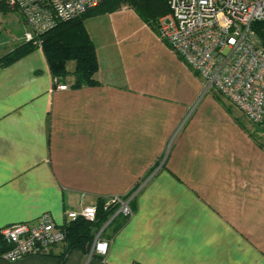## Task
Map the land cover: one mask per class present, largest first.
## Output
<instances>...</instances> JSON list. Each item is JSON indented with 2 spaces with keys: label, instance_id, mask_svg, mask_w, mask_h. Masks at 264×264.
I'll return each instance as SVG.
<instances>
[{
  "label": "crops",
  "instance_id": "0c3cea01",
  "mask_svg": "<svg viewBox=\"0 0 264 264\" xmlns=\"http://www.w3.org/2000/svg\"><path fill=\"white\" fill-rule=\"evenodd\" d=\"M83 26L96 83L56 88L41 47L0 68V229L43 214L60 225L66 209L137 186L132 214L86 250L58 242L0 264H264V129L133 8Z\"/></svg>",
  "mask_w": 264,
  "mask_h": 264
},
{
  "label": "built area",
  "instance_id": "2783aa9c",
  "mask_svg": "<svg viewBox=\"0 0 264 264\" xmlns=\"http://www.w3.org/2000/svg\"><path fill=\"white\" fill-rule=\"evenodd\" d=\"M1 1L23 20L21 38L39 44L34 39L38 34L59 21L82 15L102 0ZM166 4V13L157 19L159 38L207 89L225 97L251 123L264 129V45L252 26L264 22V0H166ZM129 201L130 197L110 196L103 206H116L114 216H130ZM79 216L94 220L96 205L78 211L66 209L60 225L43 214L34 224L20 222L1 228L8 249L0 259L15 262L29 254L46 253L50 246L64 242L63 224ZM107 248V240L96 238L93 251L104 255Z\"/></svg>",
  "mask_w": 264,
  "mask_h": 264
},
{
  "label": "trees",
  "instance_id": "16d2710c",
  "mask_svg": "<svg viewBox=\"0 0 264 264\" xmlns=\"http://www.w3.org/2000/svg\"><path fill=\"white\" fill-rule=\"evenodd\" d=\"M155 2L163 3L164 10L161 13H157ZM123 6L133 8L156 32L157 19L167 11L166 0H102L82 15L70 20L59 21L53 27L38 34L34 39L38 40L39 44H34L32 40L25 41L22 39L21 42L13 45L10 50L0 56V68L22 58L36 47H41L55 84L65 83L69 75L73 79L72 87L96 83L95 74L98 70V63L95 48L84 29L83 20L90 15L113 12ZM11 10L13 9L0 0V13L5 14ZM21 21L23 22V20ZM252 26L264 45V22L254 23ZM69 61L74 62V68L71 72L67 70ZM136 189L137 186L124 197H130ZM104 200L105 198H99L95 203L96 216L94 220L89 221L79 216L75 220L63 224L66 253L74 248L86 250L99 230L102 229V232L112 222L122 221L129 217L120 213L114 216L116 206L104 208ZM131 202L132 199L129 201L132 211ZM110 218L111 220L103 228ZM6 249H8V244L0 234V254ZM49 249L44 254H47Z\"/></svg>",
  "mask_w": 264,
  "mask_h": 264
},
{
  "label": "rangeland",
  "instance_id": "374dc122",
  "mask_svg": "<svg viewBox=\"0 0 264 264\" xmlns=\"http://www.w3.org/2000/svg\"><path fill=\"white\" fill-rule=\"evenodd\" d=\"M18 20L20 18L13 10L5 14L0 13V56L21 42L23 27Z\"/></svg>",
  "mask_w": 264,
  "mask_h": 264
}]
</instances>
